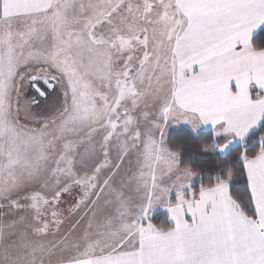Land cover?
<instances>
[{"label":"snow or ice","instance_id":"1","mask_svg":"<svg viewBox=\"0 0 264 264\" xmlns=\"http://www.w3.org/2000/svg\"><path fill=\"white\" fill-rule=\"evenodd\" d=\"M0 264H264V0H0Z\"/></svg>","mask_w":264,"mask_h":264},{"label":"trees","instance_id":"2","mask_svg":"<svg viewBox=\"0 0 264 264\" xmlns=\"http://www.w3.org/2000/svg\"><path fill=\"white\" fill-rule=\"evenodd\" d=\"M198 184H199V181H197V186H198ZM162 220H163V218H162V217H158V220H157V222H162Z\"/></svg>","mask_w":264,"mask_h":264}]
</instances>
